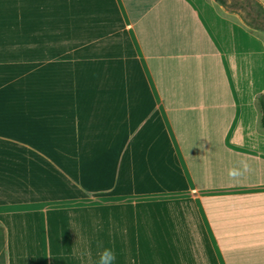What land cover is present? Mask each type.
Segmentation results:
<instances>
[{"label":"crops","instance_id":"1","mask_svg":"<svg viewBox=\"0 0 264 264\" xmlns=\"http://www.w3.org/2000/svg\"><path fill=\"white\" fill-rule=\"evenodd\" d=\"M261 94L216 0H0L5 264H264Z\"/></svg>","mask_w":264,"mask_h":264},{"label":"rangeland","instance_id":"2","mask_svg":"<svg viewBox=\"0 0 264 264\" xmlns=\"http://www.w3.org/2000/svg\"><path fill=\"white\" fill-rule=\"evenodd\" d=\"M228 1H232L233 2V0H228ZM261 4L264 6V3H261ZM227 10H229V9H227ZM229 11L235 12L237 15H239V12L240 13H244V10L240 9V8H236L233 11L232 10H229ZM62 14H63V12L56 11V21H55V26H56L55 27L56 28L55 56L56 57L57 56L61 57V56H67V55L80 54V51H79L80 44L78 42H73L72 40H70L69 39L70 36H67V37L63 36L65 34V32L63 30L64 29V25H63V21H62ZM248 18H250V16H248ZM256 22L260 23V25H261L260 29H253V28H251L249 26L248 27L250 29H252L253 31H255L256 33H258V34H260V35H262L264 37V23H262L261 21H256ZM65 38H67L68 41H64ZM74 38H77L76 35L74 36ZM15 124H17V123H16L14 117H8V116L0 113V133L1 132H5V131H9V130H15L16 129V125ZM22 125H23V123L20 120L19 127L16 130H20ZM28 141H30V140L28 139ZM0 264H1V257H0Z\"/></svg>","mask_w":264,"mask_h":264},{"label":"trees","instance_id":"3","mask_svg":"<svg viewBox=\"0 0 264 264\" xmlns=\"http://www.w3.org/2000/svg\"><path fill=\"white\" fill-rule=\"evenodd\" d=\"M220 5L229 10H234L240 8L244 10V13L239 15L243 22L253 28L260 29V23L256 21H261L264 23V6L258 0H216ZM250 16V18H248ZM258 102L261 110L260 125L264 129V94L258 96ZM0 257L1 264H5V254H4V229L0 225Z\"/></svg>","mask_w":264,"mask_h":264},{"label":"clouds","instance_id":"4","mask_svg":"<svg viewBox=\"0 0 264 264\" xmlns=\"http://www.w3.org/2000/svg\"><path fill=\"white\" fill-rule=\"evenodd\" d=\"M237 174L235 169H229V175ZM116 253L111 247H104L99 252L98 257L95 261V264H115Z\"/></svg>","mask_w":264,"mask_h":264}]
</instances>
